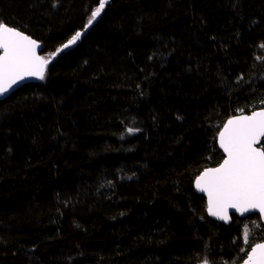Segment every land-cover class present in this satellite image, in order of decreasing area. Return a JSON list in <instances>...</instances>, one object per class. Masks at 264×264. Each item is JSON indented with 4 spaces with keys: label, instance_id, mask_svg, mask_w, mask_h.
I'll use <instances>...</instances> for the list:
<instances>
[{
    "label": "trees",
    "instance_id": "obj_1",
    "mask_svg": "<svg viewBox=\"0 0 264 264\" xmlns=\"http://www.w3.org/2000/svg\"><path fill=\"white\" fill-rule=\"evenodd\" d=\"M98 4L0 0L43 57L83 33L0 100V264L241 263L264 223L194 182L264 107V0H108L85 29Z\"/></svg>",
    "mask_w": 264,
    "mask_h": 264
},
{
    "label": "snow or ice",
    "instance_id": "obj_2",
    "mask_svg": "<svg viewBox=\"0 0 264 264\" xmlns=\"http://www.w3.org/2000/svg\"><path fill=\"white\" fill-rule=\"evenodd\" d=\"M108 0H99L85 25L91 26L101 15ZM77 31L50 57L37 54L39 44L28 35L0 22V96L26 77L45 79L47 66L63 49L77 43L82 36ZM129 132L134 129L129 128ZM264 110L251 115L229 119L219 132L218 142L223 150L222 163L205 169L196 178V188L207 194L208 214L227 222L229 209L244 214L258 211L264 218ZM249 232L244 233L247 242ZM244 264H264V243L256 244L247 254ZM204 264H208L205 260Z\"/></svg>",
    "mask_w": 264,
    "mask_h": 264
},
{
    "label": "water",
    "instance_id": "obj_3",
    "mask_svg": "<svg viewBox=\"0 0 264 264\" xmlns=\"http://www.w3.org/2000/svg\"><path fill=\"white\" fill-rule=\"evenodd\" d=\"M11 27H12V26H11ZM14 28H15V27H14ZM16 29H17V28H16ZM18 30H19V29H18ZM19 31H21V30H19ZM21 32H22V31H21ZM23 33H24V32H23ZM24 34H26V33H24ZM26 35H28V34H26ZM28 36H29L30 38L34 39V38L31 37L30 35H28ZM34 40H36V39H34ZM36 41H37L38 44H39V48L37 49V54L41 56L40 52H41V50H42V44H41L38 40H36ZM38 81H40V79H38V78H36V77H26L24 80L19 81L16 85H13V87H12L11 89H9V91H8L7 93H5L4 95L0 96V100L6 98L8 95H10V94L13 93L15 90H17L21 85H23V84H25V83L38 82ZM260 110H264V107H262V108H258V109H254L253 111H260ZM253 111H251V112H249V113H240V114H236V115H234V116H238V115H241V114H244V115H251ZM234 116L228 118V119L223 123V125L221 126V128L219 129L218 134H217V145H218V148L221 150V152H222V154H223V158H224V153H223V150L220 148V146H219V142H218L219 132H220V130H222L224 124H225L229 119H232ZM257 147H261V146H260V145H257ZM222 161H223V159H222ZM222 161H221L220 163H222ZM220 163H219V164H220ZM219 164L216 165V166L207 167V168H215V167H218ZM207 168H205V169H207ZM205 169H204V170H205ZM204 170H202V171L200 172V174H201ZM200 174H199V175H200ZM199 175H198V176H199ZM198 176H197V177H198ZM197 177H196V178H197ZM194 187H195V190H196L198 193L202 194V195L205 197V199H206V203H207V207H208V197H207V194L204 193V192L199 191V190L196 188V179H195V182H194ZM207 212H208V210H207ZM253 213L258 214L259 217H260L261 222L264 223V218H261L260 213H259L258 211H251V212L244 213V214L242 215V214H240L239 212H236L235 209H229V219H230V217H231L232 215H236V216H238V217L243 218V217H246V216H248V215H250V214H253ZM210 216H211V215H210ZM211 217L214 218L215 220L219 221V222H223V223L225 222L224 220H220V219H218L217 217H214V216H211ZM259 243H264V238H263L261 241H259V242L255 243V244H253V245L251 246V248L249 249L248 253L251 252V249H252L256 244H259ZM248 253H247V254H248ZM247 258H248V257H247V255H246V257H245V258L241 261V263H239V264H244V261H245Z\"/></svg>",
    "mask_w": 264,
    "mask_h": 264
}]
</instances>
